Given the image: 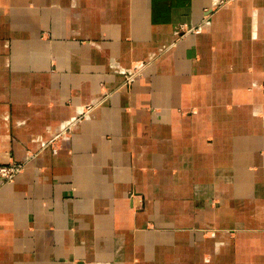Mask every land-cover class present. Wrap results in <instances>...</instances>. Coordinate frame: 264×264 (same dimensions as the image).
Masks as SVG:
<instances>
[{
  "label": "crops",
  "instance_id": "obj_1",
  "mask_svg": "<svg viewBox=\"0 0 264 264\" xmlns=\"http://www.w3.org/2000/svg\"><path fill=\"white\" fill-rule=\"evenodd\" d=\"M225 1L0 0V264H264V0Z\"/></svg>",
  "mask_w": 264,
  "mask_h": 264
},
{
  "label": "built area",
  "instance_id": "obj_2",
  "mask_svg": "<svg viewBox=\"0 0 264 264\" xmlns=\"http://www.w3.org/2000/svg\"><path fill=\"white\" fill-rule=\"evenodd\" d=\"M226 3L228 2L225 1ZM143 69V65H136L129 69L127 73L125 74L124 82L125 85H129L138 75L141 74V71ZM80 119H76L71 125H69L64 131L61 133L55 135L52 138V141L47 145L49 147H53L54 143L61 138H63L64 135L68 134L72 127L78 123ZM25 169V163L18 162V161H12L5 165L0 166V183L1 184H10L13 183L17 176H19L21 173H23ZM86 264H106V263H100V262H91Z\"/></svg>",
  "mask_w": 264,
  "mask_h": 264
},
{
  "label": "rangeland",
  "instance_id": "obj_3",
  "mask_svg": "<svg viewBox=\"0 0 264 264\" xmlns=\"http://www.w3.org/2000/svg\"><path fill=\"white\" fill-rule=\"evenodd\" d=\"M106 264H108V263H106Z\"/></svg>",
  "mask_w": 264,
  "mask_h": 264
}]
</instances>
